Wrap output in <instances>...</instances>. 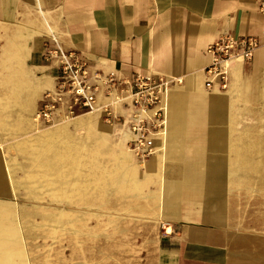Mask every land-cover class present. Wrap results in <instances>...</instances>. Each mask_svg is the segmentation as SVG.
Segmentation results:
<instances>
[{
  "label": "crops",
  "instance_id": "1",
  "mask_svg": "<svg viewBox=\"0 0 264 264\" xmlns=\"http://www.w3.org/2000/svg\"><path fill=\"white\" fill-rule=\"evenodd\" d=\"M258 2L0 0L1 141L6 148L19 135L27 139L22 143L36 138L47 146L70 132L76 139L98 138L89 144L99 150L124 151L123 143L116 146L119 125L107 123L104 114L53 128L34 123L42 95L54 89L60 74L58 60L47 58L56 45L90 76L182 78L168 93L166 136L157 142L162 150L145 162L150 175L139 190L150 199L157 263L264 264V186H257L264 184V49L232 66L225 92L206 91L202 76L211 42L225 35L261 38ZM181 94L180 126L170 129V98ZM168 145L171 157L161 165ZM128 157L114 159L108 180L119 166L128 168V177L143 176L138 161ZM139 191L121 193L138 198Z\"/></svg>",
  "mask_w": 264,
  "mask_h": 264
},
{
  "label": "rangeland",
  "instance_id": "2",
  "mask_svg": "<svg viewBox=\"0 0 264 264\" xmlns=\"http://www.w3.org/2000/svg\"><path fill=\"white\" fill-rule=\"evenodd\" d=\"M57 137L46 146L13 135L6 146L7 160L0 162V264H158L148 191L143 197L139 191L146 175L128 177V168L119 166L108 180L117 151L89 144L98 140L94 136ZM121 140L117 136L116 146ZM257 186L262 190L264 184ZM135 190L138 198L121 193Z\"/></svg>",
  "mask_w": 264,
  "mask_h": 264
},
{
  "label": "built area",
  "instance_id": "3",
  "mask_svg": "<svg viewBox=\"0 0 264 264\" xmlns=\"http://www.w3.org/2000/svg\"><path fill=\"white\" fill-rule=\"evenodd\" d=\"M258 7L264 18V0H259ZM56 47L47 58L58 60L60 74L54 89L42 95L34 122L51 126L80 113L104 114L107 123L115 121L130 135L126 146L140 163L156 154L157 142L166 136L168 93L183 79L162 74H136L126 79L90 76L83 64ZM259 49H264V24L260 39L225 35L208 44L209 64L202 71L204 89L227 91L232 66L250 61Z\"/></svg>",
  "mask_w": 264,
  "mask_h": 264
},
{
  "label": "bare ground",
  "instance_id": "4",
  "mask_svg": "<svg viewBox=\"0 0 264 264\" xmlns=\"http://www.w3.org/2000/svg\"><path fill=\"white\" fill-rule=\"evenodd\" d=\"M53 90V89H52ZM51 90V91H52ZM182 95V94H181ZM174 97V98H173ZM184 96L182 95V98L180 97V96H171V98H170V107H169V116H170V118H169V128L171 129L172 128V126H176V127H178V126H180V122H181V119H180V117H179V112L180 111H182L181 110V108H182V105L180 104L179 105V99H181V102H182V99H183V101L185 100L184 98H183ZM180 102V103H181ZM32 111V110H31ZM122 112H123V110H122ZM35 115V114H34ZM93 116H96V115H94V113H85V114H82V115H80V116H78V117H74V118H72V119H68V120H65V121H62V122H58V123H54L53 125H51V126H49V127H46V128H53V127H55L56 125H58V124H63V123H68V122H72V121H74V120H76V119H78V118H82V117H93ZM173 116V117H172ZM33 118H34V116H33ZM179 120V121H178ZM33 121H34V119H33ZM35 123V122H34ZM36 124V123H35ZM38 125V124H37ZM89 126V125H88ZM117 132H115V134L117 135V136H122V139L123 140H121L119 143H123L122 145H123V148L125 149V151L126 152H128L129 154H131L130 152V150L128 149V148H126L127 146H126V143L128 142V140L131 138L130 137V135L126 132V131H123L122 129L121 130H119V129H117L116 130ZM61 135L62 134H65V133H63V132H61L60 133ZM171 135V134H170ZM173 137V136H172ZM169 138H170V136H169ZM124 140H126L125 141V144H124ZM168 144V143H167ZM174 145V144H173ZM126 146V147H125ZM14 147H16V146H14ZM168 147H169V145H168ZM5 146L4 147H0V162H5V160H7L6 159V154H5ZM130 151H128V150ZM172 150H173V148H171ZM170 149V147L169 148H167L166 149V152H165V155L162 157V158H160V164L162 165V163L164 162L165 163V161H168V159H170V157H171V150ZM19 150H20V148H19ZM160 150H162V149H160ZM160 150H158V152L156 153V154H158V153H161V151ZM9 153V152H8ZM117 156H118V161L121 163V162H127V161H130L131 159L128 157V156H126L125 154H124V151L123 150H121V149H117ZM175 155V154H174ZM134 156V155H133ZM33 158V157H32ZM134 159V158H133ZM159 159V157H156V159H154L153 161H156V160H158ZM137 160V159H136ZM138 161V160H137ZM172 161V160H171ZM132 162V161H131ZM139 162V161H138ZM174 162V161H173ZM177 162V161H176ZM119 163V164H120ZM159 163V162H158ZM175 163V162H174ZM121 165V164H120ZM123 165V164H122ZM172 165V164H171ZM4 166H6V164L4 165ZM176 166H177V163H176ZM7 167V166H6ZM172 167V166H171ZM171 167H167V169L168 168H170V170H171ZM138 168H142V166L141 165H139L138 166ZM176 168V167H175ZM143 169L145 170L144 171V175H150V163H147V164H145L144 165V167H143ZM12 170V169H11ZM5 171V170H4ZM169 171V170H168ZM173 171V170H172ZM164 173H166V172H164ZM13 174V173H12ZM11 174V175H12ZM167 174V173H166ZM165 176V175H164ZM167 176V175H166ZM10 178H11V176H10ZM165 178V177H164ZM168 178V177H167ZM172 178V177H171ZM13 180V179H12ZM168 180V179H167ZM173 180V179H172ZM9 181V180H8ZM11 181V180H10ZM177 182V181H176ZM12 182H10V184H11ZM168 183V182H167ZM13 185H14V183H13ZM12 187V186H11Z\"/></svg>",
  "mask_w": 264,
  "mask_h": 264
}]
</instances>
